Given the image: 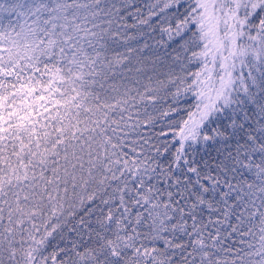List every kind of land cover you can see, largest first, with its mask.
<instances>
[{
  "label": "snow or ice",
  "instance_id": "obj_1",
  "mask_svg": "<svg viewBox=\"0 0 264 264\" xmlns=\"http://www.w3.org/2000/svg\"><path fill=\"white\" fill-rule=\"evenodd\" d=\"M0 264H264V0H0Z\"/></svg>",
  "mask_w": 264,
  "mask_h": 264
}]
</instances>
